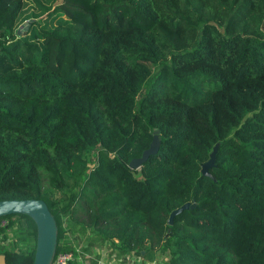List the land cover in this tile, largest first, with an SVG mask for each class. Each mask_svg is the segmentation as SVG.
Segmentation results:
<instances>
[{
    "label": "trees",
    "instance_id": "1",
    "mask_svg": "<svg viewBox=\"0 0 264 264\" xmlns=\"http://www.w3.org/2000/svg\"><path fill=\"white\" fill-rule=\"evenodd\" d=\"M33 198L57 251L66 215L119 255L264 264V0H0V200ZM4 217V264H32Z\"/></svg>",
    "mask_w": 264,
    "mask_h": 264
},
{
    "label": "water",
    "instance_id": "2",
    "mask_svg": "<svg viewBox=\"0 0 264 264\" xmlns=\"http://www.w3.org/2000/svg\"><path fill=\"white\" fill-rule=\"evenodd\" d=\"M157 133L158 131L155 130L149 147L142 152L141 156L130 160L129 167L131 169H138L150 155L157 152ZM216 149L217 144L214 146L209 160L202 164V175L211 176L209 168L214 163ZM193 206L194 204L190 205V208ZM187 207H189V203H185L180 208L173 210L169 215L168 223L171 224L173 217ZM10 214H26L35 223L36 243L32 264H51L57 247L58 227L46 202L42 199L34 198L0 200V217ZM0 264H4L3 256H0Z\"/></svg>",
    "mask_w": 264,
    "mask_h": 264
},
{
    "label": "rangeland",
    "instance_id": "3",
    "mask_svg": "<svg viewBox=\"0 0 264 264\" xmlns=\"http://www.w3.org/2000/svg\"><path fill=\"white\" fill-rule=\"evenodd\" d=\"M27 22L28 20L24 21L22 25H20L18 32L27 29ZM61 223L62 227L65 229L64 233H66L64 236L65 240L62 239V241L71 247L74 243L77 245L76 247H79L82 253H87V256L83 258L87 261V264H122L128 257L124 254L119 255L117 252L118 249L115 245L102 241L99 236L95 235V233L91 231H81L79 227H76V229H68V216H62ZM11 236H13L12 233L9 237V241H11ZM160 254L161 257L158 258L164 260L166 258V254H162V252H160Z\"/></svg>",
    "mask_w": 264,
    "mask_h": 264
},
{
    "label": "built area",
    "instance_id": "4",
    "mask_svg": "<svg viewBox=\"0 0 264 264\" xmlns=\"http://www.w3.org/2000/svg\"><path fill=\"white\" fill-rule=\"evenodd\" d=\"M9 225V219L7 217H0V245L6 244L9 242V237L5 240L2 239L3 232L6 231V233L10 234V228ZM64 239V238H63ZM64 241L61 240V245H63ZM77 245L73 243L71 250H56L52 263L51 264H83V258L87 256V253H82V251L79 249V247H76ZM161 257V256H158ZM154 258L150 259L151 261L147 262L146 264H163L164 260H161L160 258ZM129 259L128 261H126ZM125 262L122 264H130L131 262H136L138 259L137 257L130 255L126 258ZM143 264V263H141Z\"/></svg>",
    "mask_w": 264,
    "mask_h": 264
},
{
    "label": "crops",
    "instance_id": "5",
    "mask_svg": "<svg viewBox=\"0 0 264 264\" xmlns=\"http://www.w3.org/2000/svg\"><path fill=\"white\" fill-rule=\"evenodd\" d=\"M156 258H157V257H156ZM128 260H129V259H127L126 261H128ZM149 261H151V260H149V259H142V260H137L136 262H131L130 264H141V263L146 264V263L149 262ZM78 262H79V261H78ZM78 262H77V264H78ZM82 263H83V264H87V261L83 259Z\"/></svg>",
    "mask_w": 264,
    "mask_h": 264
}]
</instances>
